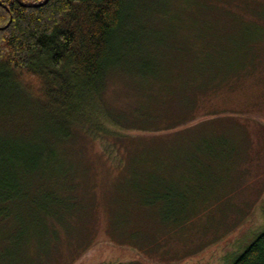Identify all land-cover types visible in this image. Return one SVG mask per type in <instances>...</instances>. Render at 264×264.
Masks as SVG:
<instances>
[{
  "label": "trees",
  "instance_id": "1",
  "mask_svg": "<svg viewBox=\"0 0 264 264\" xmlns=\"http://www.w3.org/2000/svg\"><path fill=\"white\" fill-rule=\"evenodd\" d=\"M239 1L226 7L236 11ZM128 18L124 0H0V90L35 100L44 123L28 142L0 145V264H54L63 244L89 247L85 232L97 198L90 186L78 185L83 178L67 163L64 151L79 132L101 137L117 167L125 170L108 201L110 232L120 243L149 255L200 216L201 179L187 176L186 167L169 153L144 148L163 141L132 152L127 138L106 123L141 131L185 124L195 118L200 98L231 90L233 82L254 73L250 68L264 52V35L242 29L231 46L200 47L193 55L188 49L187 60H198L199 66L190 68L185 90L162 85L158 93L131 95L141 100L138 110L116 111L105 94L109 78L118 73L121 31ZM203 37L213 35L205 32L194 39ZM136 38L130 35L128 50L150 53L149 44L141 46L145 38ZM142 63L136 75L144 76V87L156 88L153 64ZM146 261L141 257L124 264ZM224 264H264V230Z\"/></svg>",
  "mask_w": 264,
  "mask_h": 264
},
{
  "label": "rangeland",
  "instance_id": "2",
  "mask_svg": "<svg viewBox=\"0 0 264 264\" xmlns=\"http://www.w3.org/2000/svg\"><path fill=\"white\" fill-rule=\"evenodd\" d=\"M230 1L124 0L129 18L121 31L119 74L109 78L112 80L105 94L113 110H138L141 100L135 101L131 95L158 93L162 85L185 90L190 68L199 66L198 60L193 64L187 60L188 49L193 55L200 47L231 46L235 32L242 29L264 35V0H240L236 11L226 7ZM205 32L213 37L194 39ZM130 35L145 38L140 40L141 46L149 44L150 53H131L127 44ZM180 48L184 49L182 54ZM142 62L153 64L158 83L154 89L144 87V76L136 75ZM252 65L254 73L246 80L233 82L231 90L200 98L195 118L174 129L141 131L106 123L127 138L132 152L145 143L163 141L152 143L154 148H144L169 153L186 167L187 176L201 179L204 193H200V216L175 235L177 240L168 236L161 249L149 255L120 243L110 232L109 196L125 170L117 167L101 137L92 139L79 132L64 145L65 160L77 169L78 178H83L78 185L90 186L97 201L95 217L86 226L89 247L83 250L76 243L63 244L54 264H124L141 257L149 260L146 264H224L255 240L264 230V52ZM43 125L35 100L20 92L0 90V145L26 143L33 139L32 132H41ZM179 131L187 132L176 137ZM192 165L199 171H192Z\"/></svg>",
  "mask_w": 264,
  "mask_h": 264
}]
</instances>
